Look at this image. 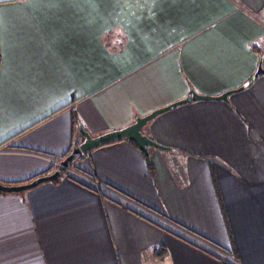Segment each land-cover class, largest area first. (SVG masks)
I'll return each instance as SVG.
<instances>
[{
  "label": "crops",
  "instance_id": "obj_1",
  "mask_svg": "<svg viewBox=\"0 0 264 264\" xmlns=\"http://www.w3.org/2000/svg\"><path fill=\"white\" fill-rule=\"evenodd\" d=\"M264 0H0V182L186 98L59 180L0 194V264H264ZM80 123V124H79ZM166 250L164 258L155 252Z\"/></svg>",
  "mask_w": 264,
  "mask_h": 264
},
{
  "label": "water",
  "instance_id": "obj_2",
  "mask_svg": "<svg viewBox=\"0 0 264 264\" xmlns=\"http://www.w3.org/2000/svg\"><path fill=\"white\" fill-rule=\"evenodd\" d=\"M264 74V70L262 68H259V71L256 75ZM251 83V80L246 82L243 86L240 88L227 91L219 96H209V95H202L195 92V90H191L190 94L186 96V98L179 100L177 102H174L173 104H170L166 107L157 109L153 111L152 113L136 118L135 122L123 129L114 130L99 136H92L89 132L84 130L83 127H80V133L84 140L82 143L75 147L72 152L65 157L61 162L59 167L51 174L44 175L35 178L29 183L26 184H20V185H5L0 182V192L1 193H23L27 190L33 189L38 187L39 185L47 182H55L59 180L62 173L65 169H69L71 164L78 158L82 156L83 153L90 152L94 150L97 147H100L102 145L108 144L110 142L116 141V140H123L127 139L132 142H134L140 151H142L144 154L149 155V149L155 148L158 150H167L168 148L161 146L151 138H149L148 135L143 133V128L153 119H155L160 114L170 111L171 109H174L180 105H184L187 103H190L192 101H228L230 95L233 93L239 92L243 89H245L249 84Z\"/></svg>",
  "mask_w": 264,
  "mask_h": 264
},
{
  "label": "trees",
  "instance_id": "obj_3",
  "mask_svg": "<svg viewBox=\"0 0 264 264\" xmlns=\"http://www.w3.org/2000/svg\"><path fill=\"white\" fill-rule=\"evenodd\" d=\"M79 124H80V123H79ZM145 127H146V126H145ZM78 132H79L78 135H77L78 140H76V143L74 144L72 150H73L75 147H78V146L82 143V141L84 140V138L82 137V135H81V133H80V130H78ZM123 140H127V139H123ZM119 141H122V140H116V141H113V142H110V143H115V142H119ZM127 141L131 142L134 146H137L134 142H132V141H130V140H127ZM110 143H108V144H110ZM137 147H138V146H137ZM72 150L70 151V153L72 152ZM70 153H69V154H70ZM69 154H68V155H69ZM85 154H86V153H83L82 156L85 155ZM68 155H67V156H68ZM67 156H66V157H67ZM82 156H81V157H82ZM81 157H80V158H81ZM146 158H147V161H148L149 169H150L151 171H153V170H154V165H153L152 157H151L150 155H146ZM78 159H79V158H78ZM76 160H77V159H76ZM71 165H72V164H71ZM58 167H59V166H58ZM58 167H57V168H58ZM57 168H56V169H57ZM56 169H55V170H56ZM55 170H54V171H55ZM54 171H53V172H54ZM66 171H67V169H65L63 173H65ZM53 172H52V173H53ZM63 173H62V174H63ZM165 254H166V250H165L164 248H162V247H160L159 249H157L156 252H155V255H156L157 257H160V258H164V257H165Z\"/></svg>",
  "mask_w": 264,
  "mask_h": 264
},
{
  "label": "rangeland",
  "instance_id": "obj_4",
  "mask_svg": "<svg viewBox=\"0 0 264 264\" xmlns=\"http://www.w3.org/2000/svg\"><path fill=\"white\" fill-rule=\"evenodd\" d=\"M39 177H40V176H39ZM47 183H48V182H47ZM43 184H44V183H43ZM0 194H4V193H1V192H0ZM8 264H9V262H8Z\"/></svg>",
  "mask_w": 264,
  "mask_h": 264
}]
</instances>
